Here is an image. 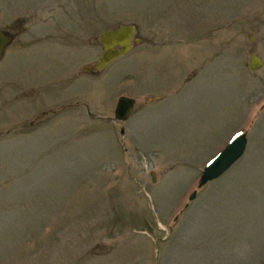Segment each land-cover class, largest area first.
Masks as SVG:
<instances>
[{
  "label": "rangeland",
  "instance_id": "1",
  "mask_svg": "<svg viewBox=\"0 0 264 264\" xmlns=\"http://www.w3.org/2000/svg\"><path fill=\"white\" fill-rule=\"evenodd\" d=\"M0 30V264H264V0H0Z\"/></svg>",
  "mask_w": 264,
  "mask_h": 264
},
{
  "label": "water",
  "instance_id": "2",
  "mask_svg": "<svg viewBox=\"0 0 264 264\" xmlns=\"http://www.w3.org/2000/svg\"><path fill=\"white\" fill-rule=\"evenodd\" d=\"M135 26L131 24H119L114 28H108L98 35V40L102 45V54L95 63V69L100 71L111 62L127 54L132 49V42L138 43V39L132 41L135 34ZM11 36L0 31V57L3 49L11 41ZM249 68L252 71L264 66V60L254 52H250ZM135 99L127 96H120L114 108V119L120 122L126 121L134 109ZM123 127L120 133L123 134ZM247 137L245 131L235 133L225 147L211 158L202 169L198 186L201 187L209 181L219 178L224 174L245 152ZM152 173V181H154ZM193 191L190 199L195 197Z\"/></svg>",
  "mask_w": 264,
  "mask_h": 264
}]
</instances>
